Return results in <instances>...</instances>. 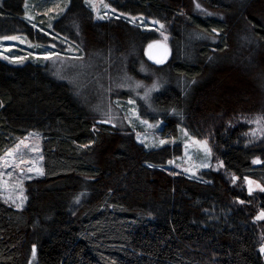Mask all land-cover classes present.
<instances>
[{"label": "trees", "instance_id": "obj_1", "mask_svg": "<svg viewBox=\"0 0 264 264\" xmlns=\"http://www.w3.org/2000/svg\"><path fill=\"white\" fill-rule=\"evenodd\" d=\"M25 3L0 0V40L51 41L29 24ZM106 3L163 25L168 61L144 60L155 32L123 19L96 22L84 0H69L49 34L82 53L128 58L131 73L143 61L158 79L151 100L164 113L161 135L176 138L181 127L209 139L223 170L172 177L163 167L179 145L145 149L130 134L95 129L46 66L0 61V155L37 133L43 159L22 210L0 197V264H28L33 247V264H264V221L255 220L264 212V136L250 141L244 124L264 122V0ZM139 114L155 120L141 106ZM249 182L263 191L248 194Z\"/></svg>", "mask_w": 264, "mask_h": 264}, {"label": "rangeland", "instance_id": "obj_2", "mask_svg": "<svg viewBox=\"0 0 264 264\" xmlns=\"http://www.w3.org/2000/svg\"><path fill=\"white\" fill-rule=\"evenodd\" d=\"M96 22L123 19L129 24L150 30L158 35V40L148 44L143 51L144 60L158 59L162 54L165 64L170 57L169 35L161 24L142 17L119 15L108 6L106 0H84ZM26 19L41 35L52 40L45 44L36 43L27 36H14L16 39L0 40V61L12 66L26 62L46 66L47 72L58 82L71 87L74 95L85 107L92 118L93 127H109L122 134H130L145 149H162L179 145L181 153L163 167L172 177L183 175L188 179L199 180L203 172H222V163L214 156L209 139L190 136L183 128L178 135H161L164 114L152 106V95L158 90V79L144 62H137L135 72L131 73L129 60L116 54L82 53L65 38L51 36L52 24L66 10L69 0H26ZM212 42L216 37H210ZM151 46V47H150ZM155 49V50H154ZM45 57H50L45 59ZM256 79V75H253ZM261 88V86H260ZM247 99V98H245ZM245 101V100H244ZM249 104V103H248ZM155 120L141 117L139 107ZM170 115H173L171 113ZM258 121V122H257ZM250 141H258L264 136V122L261 118L244 121ZM165 141L161 144L160 141ZM43 177L41 138L37 133L17 140L16 144L0 155V197L2 201L17 210L26 205V185ZM248 194L262 192L263 188L255 183H247ZM259 212L256 221H264ZM259 251L264 256V251ZM31 255L28 264H33Z\"/></svg>", "mask_w": 264, "mask_h": 264}, {"label": "snow or ice", "instance_id": "obj_3", "mask_svg": "<svg viewBox=\"0 0 264 264\" xmlns=\"http://www.w3.org/2000/svg\"><path fill=\"white\" fill-rule=\"evenodd\" d=\"M161 27H163V25H161ZM4 39H16V37H4ZM151 47V46H150ZM50 57H45V59H49ZM158 63L159 62H162V61H157ZM258 122V121H257ZM161 144H164L165 141L161 140L160 141ZM254 163H257L258 161H253ZM251 183V182H249ZM258 218H264V213H261V217H258ZM261 251H264V248L261 249ZM33 255H35V247H33Z\"/></svg>", "mask_w": 264, "mask_h": 264}, {"label": "water", "instance_id": "obj_4", "mask_svg": "<svg viewBox=\"0 0 264 264\" xmlns=\"http://www.w3.org/2000/svg\"><path fill=\"white\" fill-rule=\"evenodd\" d=\"M160 48H162V49H161L162 54L158 57V59H154V58H153L154 51L152 52V55H151V58H150V60H151L152 62L156 63V64L158 63L157 61H162V59H163V57H164V54H165V53H164V52H165V51H164V47H160ZM154 50H155V49H154Z\"/></svg>", "mask_w": 264, "mask_h": 264}]
</instances>
